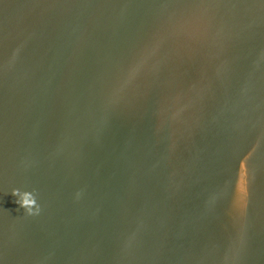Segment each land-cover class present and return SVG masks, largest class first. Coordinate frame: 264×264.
<instances>
[{"label": "water", "instance_id": "1", "mask_svg": "<svg viewBox=\"0 0 264 264\" xmlns=\"http://www.w3.org/2000/svg\"><path fill=\"white\" fill-rule=\"evenodd\" d=\"M0 264H264V0H0Z\"/></svg>", "mask_w": 264, "mask_h": 264}, {"label": "clouds", "instance_id": "2", "mask_svg": "<svg viewBox=\"0 0 264 264\" xmlns=\"http://www.w3.org/2000/svg\"><path fill=\"white\" fill-rule=\"evenodd\" d=\"M12 195L16 197V203L19 205L20 208L25 209L30 215L31 214H38L39 208L37 207L35 211L33 210V206L37 204L35 198L29 194L25 193L23 197L20 194L19 189H14L12 191Z\"/></svg>", "mask_w": 264, "mask_h": 264}]
</instances>
